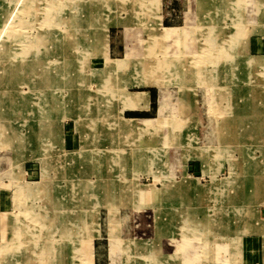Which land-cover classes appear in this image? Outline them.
<instances>
[{"label": "rangeland", "instance_id": "374dc122", "mask_svg": "<svg viewBox=\"0 0 264 264\" xmlns=\"http://www.w3.org/2000/svg\"><path fill=\"white\" fill-rule=\"evenodd\" d=\"M259 2L216 0L217 18L162 31L130 10L155 25L160 0H0V264H81L98 213L108 238L161 223L135 264L160 250L163 264H264V46H248L264 35L245 36L264 23L239 20ZM109 31L123 57L107 56ZM149 85L155 119L126 120Z\"/></svg>", "mask_w": 264, "mask_h": 264}, {"label": "crops", "instance_id": "0c3cea01", "mask_svg": "<svg viewBox=\"0 0 264 264\" xmlns=\"http://www.w3.org/2000/svg\"><path fill=\"white\" fill-rule=\"evenodd\" d=\"M252 2L258 4L260 3L259 1L262 0H251ZM216 0H160V5H159V21L158 23L156 22L155 25H153L152 22V18L150 16L151 11L149 10V17L148 15L145 13L146 11L143 10L142 8L139 9L138 5L137 6H132V8L130 9L132 12V17L134 16V19L132 21V24L135 22L138 26V24H144L147 23L148 25H150V30H154L156 28H162V31H164L165 29H174V30H178L180 28H183L185 22L187 21L186 17H188V15H191L190 17L193 16V14H196V17H198V19H206L209 18L208 14H210L212 17H214L213 19L217 18V15H215V4ZM136 8V9H135ZM258 10V8H253L252 11H249L248 9L245 10V12H243L242 16H243V21L245 24H247V22H249V24H255V23H264V11L261 10V12L255 11ZM213 11V13L211 14V12ZM246 13V14H245ZM135 14V15H133ZM214 14V15H213ZM137 15V17H136ZM207 15V16H206ZM205 16L207 18H205ZM143 17H145V20L143 19ZM174 18V21H173ZM212 19V21H213ZM205 21V20H204ZM211 21V22H212ZM150 22V24H149ZM203 22V21H202ZM128 24V25H127ZM129 22H127V20H121L119 22L118 25H116V27H125V26H129ZM245 36L247 35H257V36H262L264 35V32L256 30V31H252L250 30L249 26L245 27ZM108 37V35H107ZM181 38V37H180ZM188 38V44L191 45L192 40H190L189 37ZM261 37H255L248 39V46L249 49H253V46H255V49H260L261 46H264V39H260ZM123 39V38H122ZM261 41H263L261 43ZM124 43V40H121V42H117L115 40V32L114 34H112V32L109 31V38H108V46H107V56L114 58L117 56H124L126 54V49H125V45L122 44ZM119 44V45H116ZM264 50V47H263ZM188 51V50H186ZM114 56V57H113ZM121 58V57H120ZM120 58H116V59H120ZM104 60V57H103ZM106 74L108 75L109 72H107L106 70ZM111 74V73H110ZM113 74V73H112ZM131 92H136L138 94H140V101H138L135 106L133 108H122L120 110L121 113H123V117L126 118V120L128 119H135L138 121H143V120H154L155 119V115L158 114L159 112V107H158V101H157V97H158V91L157 89L153 86V85H149V87H145V88H141L139 89V91H131ZM121 106V105H120ZM111 115L110 111L108 113V116ZM129 116V117H126ZM122 117V119H123ZM124 120V119H123ZM62 127V125H61ZM23 153L22 154V158L21 161L23 162L25 159L26 160H30L33 156L32 151L31 153ZM28 156L29 158H24L26 156ZM3 161V155H0V166H1V162ZM20 161V162H21ZM20 165V163H19ZM3 168H0V174L2 172ZM43 187H44V192H43V197H45V201H48L49 195H47L50 192V188L48 186V184H46L43 181ZM42 188V187H41ZM37 189L34 190L36 191L34 193V195L36 196L37 194H40L39 192L40 189L38 188H34ZM33 190V189H31ZM33 195V197H34ZM28 197H30V199H32V194H29ZM27 197V198H28ZM2 200V201H1ZM7 194L4 191H1V197H0V206L3 208H6L8 205L7 202ZM109 215H106V217L108 216V219H116V220H123V219H127L130 214L125 213L124 215H122V218L119 217L118 212H113V213H108ZM143 218V216H141ZM147 217H149V215H147ZM153 217V216H152ZM97 228L94 229L93 232V236L91 237L90 243L88 245L87 253L88 255H86V259L83 260V262L81 264H135V260L133 259V257H136L137 255H134L135 252H140V248L143 251L144 249L147 248V245L149 244L150 241H157L154 237H158V241L160 242V246L162 244V236H161V223L159 224V226L157 227V232L152 231L150 232V229H154L155 227V222L153 220V223L150 227L149 221H144L143 222V230H147V234H143L139 233V229L137 230V234L134 233L136 227L135 224H131L129 226V229H131V232L128 235V228H126L127 230V234L126 236L123 237H118L117 239L115 238H108L107 236L102 237L103 234H106V232L102 229L103 228V224H101V215L98 213L97 216ZM128 225V224H126ZM147 226V227H146ZM128 227V226H127ZM142 230V231H143ZM120 236V235H119ZM110 240H116L118 241L117 245L118 247H116V249L114 250V254L113 257L111 259V257L109 256V241ZM105 241V242H103ZM158 241H157V245L156 247L158 248ZM153 246V245H152ZM158 251V250H157ZM153 251L149 252V253H144V255H153L156 259L154 260H149V261H145V264H163V254H162V250H160V252L158 251L156 253H152ZM156 252V251H155ZM120 253H122V259L120 258ZM112 254V253H111ZM119 254V255H118ZM142 254H140V258L144 256ZM128 258V259H126ZM145 258V257H144Z\"/></svg>", "mask_w": 264, "mask_h": 264}, {"label": "bare ground", "instance_id": "6f19581e", "mask_svg": "<svg viewBox=\"0 0 264 264\" xmlns=\"http://www.w3.org/2000/svg\"><path fill=\"white\" fill-rule=\"evenodd\" d=\"M247 3H248V2H247ZM248 4H249V3H248ZM245 8H246V7H245ZM52 17H53V16H52ZM242 19H243V18H240L239 20L242 21ZM245 25H246V24H245ZM242 26H244V24H241V23H240V25H239L240 29H242ZM245 27H246V26H245ZM241 31H243V30H241ZM241 31H240V33H241ZM41 39H42V38H41ZM36 40H37V39H36ZM34 41H35V40H34ZM37 41H38V40H37ZM37 41H36V42H37ZM38 42H39V41H38ZM164 65H166V64H164ZM0 76H1V75H0ZM46 253H47V251H46Z\"/></svg>", "mask_w": 264, "mask_h": 264}]
</instances>
